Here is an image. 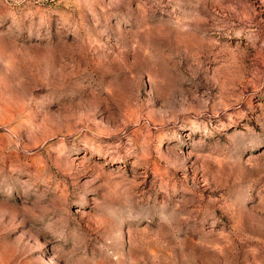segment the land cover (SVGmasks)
Masks as SVG:
<instances>
[{
  "label": "rangeland",
  "instance_id": "1",
  "mask_svg": "<svg viewBox=\"0 0 264 264\" xmlns=\"http://www.w3.org/2000/svg\"><path fill=\"white\" fill-rule=\"evenodd\" d=\"M0 264H264V0H0Z\"/></svg>",
  "mask_w": 264,
  "mask_h": 264
}]
</instances>
